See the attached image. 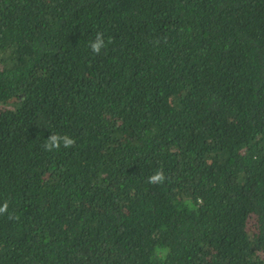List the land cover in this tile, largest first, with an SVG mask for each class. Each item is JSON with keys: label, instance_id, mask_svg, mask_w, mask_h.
Instances as JSON below:
<instances>
[{"label": "trees", "instance_id": "trees-1", "mask_svg": "<svg viewBox=\"0 0 264 264\" xmlns=\"http://www.w3.org/2000/svg\"><path fill=\"white\" fill-rule=\"evenodd\" d=\"M5 201L0 264H264V0H0Z\"/></svg>", "mask_w": 264, "mask_h": 264}, {"label": "clouds", "instance_id": "clouds-1", "mask_svg": "<svg viewBox=\"0 0 264 264\" xmlns=\"http://www.w3.org/2000/svg\"><path fill=\"white\" fill-rule=\"evenodd\" d=\"M90 50L94 54H99L101 50L105 47V39L103 33H97L94 40L90 42ZM75 145V140L66 135L58 133H50L43 144V148L48 152L58 151L61 146L64 148H71ZM166 177L162 170L155 171L151 176L148 177V182L152 184H162ZM8 202L5 201L0 204V215L8 214L9 218H13L11 214L8 213Z\"/></svg>", "mask_w": 264, "mask_h": 264}]
</instances>
